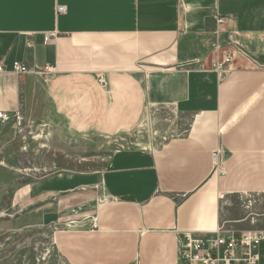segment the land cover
<instances>
[{
  "label": "crops",
  "instance_id": "1",
  "mask_svg": "<svg viewBox=\"0 0 264 264\" xmlns=\"http://www.w3.org/2000/svg\"><path fill=\"white\" fill-rule=\"evenodd\" d=\"M215 12L230 18L223 80ZM13 63L36 72L16 77ZM0 66V111L25 134L136 141L98 171L1 183L0 214L49 230L65 264H179L185 233L264 230V0H0ZM17 130L0 122L2 155Z\"/></svg>",
  "mask_w": 264,
  "mask_h": 264
},
{
  "label": "rangeland",
  "instance_id": "2",
  "mask_svg": "<svg viewBox=\"0 0 264 264\" xmlns=\"http://www.w3.org/2000/svg\"><path fill=\"white\" fill-rule=\"evenodd\" d=\"M234 66L233 70H236ZM16 136L21 145L14 147L8 155L0 153V170L9 168L19 172L0 171L1 196L10 190L1 184L7 183L8 175L41 176L62 171L66 174L98 171L115 151L131 147L136 142L135 139L96 137L65 140L50 136L45 138L47 135L39 136L38 133L32 136L24 131H17ZM5 205L10 203L6 201ZM13 212L9 209L0 214V264H65L54 251L49 230L27 228V220L12 224L17 218Z\"/></svg>",
  "mask_w": 264,
  "mask_h": 264
},
{
  "label": "built area",
  "instance_id": "3",
  "mask_svg": "<svg viewBox=\"0 0 264 264\" xmlns=\"http://www.w3.org/2000/svg\"><path fill=\"white\" fill-rule=\"evenodd\" d=\"M65 11L66 9L64 6L56 7L57 14H64ZM229 20V17L221 16L217 12L212 15L217 42L213 49L211 68L216 73L219 80H223L233 71V53L225 51L218 41L221 29L229 23ZM55 39V33H49L43 37V43L51 44ZM53 70L52 67L45 69L47 72ZM3 72L4 69L0 66V73ZM35 72L36 71H31L20 63H13L12 65V74L16 77ZM97 82L103 88L106 87L103 77H98ZM13 116L15 117L17 131L21 132V123L16 113L14 115H9L0 111V122L6 124ZM211 163L212 175L217 178L227 175L226 168L221 161L220 148L211 153ZM91 228L96 229L95 219H91ZM263 242L264 230L232 236H224L219 230L203 236L194 233H185L184 236L178 240V262L179 264H258V249Z\"/></svg>",
  "mask_w": 264,
  "mask_h": 264
}]
</instances>
